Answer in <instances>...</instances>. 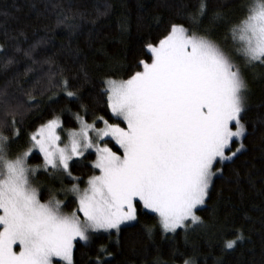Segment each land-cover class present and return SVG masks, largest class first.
Instances as JSON below:
<instances>
[{"label": "snow or ice", "instance_id": "6c2138e0", "mask_svg": "<svg viewBox=\"0 0 264 264\" xmlns=\"http://www.w3.org/2000/svg\"><path fill=\"white\" fill-rule=\"evenodd\" d=\"M180 8L188 25L169 22L126 78L101 80L95 103H84L78 88L51 69L39 93L19 82L10 92L13 81L0 87V264H77L78 246L92 247L100 234L119 243L121 232L147 213L164 237L206 227L198 210L252 134L247 73L264 69V0L243 5L219 39L202 27L208 0ZM223 19L217 11L209 22ZM20 51L0 43V71ZM44 91L49 102L63 96L77 105L63 110L77 127L65 128L62 112L54 111L18 148L24 118ZM37 156L42 162L33 164ZM85 166L95 171L82 181L73 170ZM38 174L53 184H41ZM244 239L237 229L223 247L235 249ZM111 256L101 244L89 264H109Z\"/></svg>", "mask_w": 264, "mask_h": 264}, {"label": "trees", "instance_id": "16d2710c", "mask_svg": "<svg viewBox=\"0 0 264 264\" xmlns=\"http://www.w3.org/2000/svg\"><path fill=\"white\" fill-rule=\"evenodd\" d=\"M195 3L196 0H0V43L6 48L21 49L16 62L0 71V87L13 81L10 92L19 82L39 93L48 88L51 69L53 73L62 72L78 88L84 103H95L101 80L109 75L126 78L138 58L147 59L144 45L161 36L169 22L188 25L180 6L189 8ZM248 3L250 0H208L209 20L217 11L224 19L216 23L205 20L202 27L219 39ZM29 50L31 55L25 56L23 53ZM247 80V122L252 134L245 141L247 150L225 169L224 177L214 178L209 202L198 210L206 227L189 229L187 235L178 230L175 236L164 237L155 214L140 215V224L122 231L119 243L115 235L109 238L108 234H100L92 247L78 246L77 264H89L101 244L112 253L109 264H184L186 259H195L196 264H264V69L249 71ZM48 94L44 91L43 96H38L41 105L26 114L18 148L27 144L28 133L50 119L54 111L62 112L65 128L77 127L71 115L63 111L69 107L76 111L77 105L63 102V96L59 104L49 102ZM41 162L39 156L32 160L33 164ZM73 171L86 181L95 170L85 166ZM46 179L39 175V180ZM65 185L71 186L67 180ZM54 186L60 187L58 182ZM148 228L153 229L151 236ZM237 229L243 231L244 241L235 249H225L224 241L234 239Z\"/></svg>", "mask_w": 264, "mask_h": 264}, {"label": "rangeland", "instance_id": "374dc122", "mask_svg": "<svg viewBox=\"0 0 264 264\" xmlns=\"http://www.w3.org/2000/svg\"><path fill=\"white\" fill-rule=\"evenodd\" d=\"M63 138H64V136H63V133H62V139H63ZM38 176H39V174H38ZM47 180H50V179L47 178L46 180H42V181L39 180V182H40L41 184H43V185H46V183H47L46 181H47ZM50 181H52V180H50ZM61 195H62V194H61ZM69 197H70V198H74L71 194H69L68 198H69Z\"/></svg>", "mask_w": 264, "mask_h": 264}]
</instances>
